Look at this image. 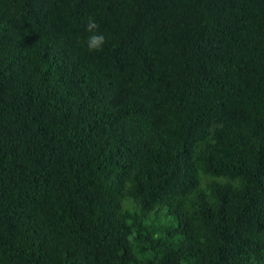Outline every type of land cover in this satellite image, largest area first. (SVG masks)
<instances>
[{
	"label": "trees",
	"instance_id": "obj_1",
	"mask_svg": "<svg viewBox=\"0 0 264 264\" xmlns=\"http://www.w3.org/2000/svg\"><path fill=\"white\" fill-rule=\"evenodd\" d=\"M0 264H264V0H0Z\"/></svg>",
	"mask_w": 264,
	"mask_h": 264
},
{
	"label": "clouds",
	"instance_id": "obj_2",
	"mask_svg": "<svg viewBox=\"0 0 264 264\" xmlns=\"http://www.w3.org/2000/svg\"><path fill=\"white\" fill-rule=\"evenodd\" d=\"M85 31L88 33L86 38H76L79 46L85 48L89 53L102 52L106 45V37L100 31V24L94 17L89 16L85 25Z\"/></svg>",
	"mask_w": 264,
	"mask_h": 264
}]
</instances>
